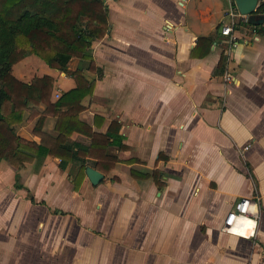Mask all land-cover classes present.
I'll use <instances>...</instances> for the list:
<instances>
[{
  "label": "crops",
  "instance_id": "1",
  "mask_svg": "<svg viewBox=\"0 0 264 264\" xmlns=\"http://www.w3.org/2000/svg\"><path fill=\"white\" fill-rule=\"evenodd\" d=\"M103 2L109 27L87 50L100 73L83 69L95 86L79 118L93 126L101 116L98 132L116 121L128 148L110 147L114 167L97 185L85 175L78 190V160L61 168L46 155L19 169L0 161V264H264V22L244 21L233 0ZM199 38L212 41L206 53ZM45 65L54 74L15 77L52 76L53 100L75 86ZM55 121L43 126L53 136ZM34 123L15 131L38 141ZM154 168L162 188L130 174ZM242 197L253 200L255 223L227 232Z\"/></svg>",
  "mask_w": 264,
  "mask_h": 264
},
{
  "label": "trees",
  "instance_id": "2",
  "mask_svg": "<svg viewBox=\"0 0 264 264\" xmlns=\"http://www.w3.org/2000/svg\"><path fill=\"white\" fill-rule=\"evenodd\" d=\"M257 12H264V2ZM108 27L103 0H0V161L19 169L27 163L40 165L46 155L58 158L61 168L78 160L72 179L75 190L85 177L87 163L104 176L111 171L118 157L109 148H128L122 142L120 124L111 121L105 132H98L93 126H101V116H94L93 126L79 118L84 110L81 101L93 94L95 86L84 77L83 69L100 73L87 50L92 41L105 36ZM211 43L208 38H199L196 47L206 46V53ZM28 54L38 56L50 68L68 73L75 86L53 100L52 76H35L29 82L17 79L12 66ZM72 58H77L79 64L68 70ZM39 105L43 110L38 109ZM51 116L56 119L55 136L43 130ZM33 120L32 134L38 141L25 139L15 131V125ZM75 133L88 138L89 144L69 142ZM160 159L167 160L162 154L157 161ZM132 162L135 160L127 161ZM130 174L138 179L152 177L159 188L164 186L161 171L156 168L150 173L131 169Z\"/></svg>",
  "mask_w": 264,
  "mask_h": 264
},
{
  "label": "built area",
  "instance_id": "3",
  "mask_svg": "<svg viewBox=\"0 0 264 264\" xmlns=\"http://www.w3.org/2000/svg\"><path fill=\"white\" fill-rule=\"evenodd\" d=\"M229 13L232 17L231 19H233L235 17L233 8H230ZM242 17L244 21H247L246 15H242ZM231 31H232L231 25L223 26L221 30L222 34L227 36L229 35L231 36ZM253 204H254L253 200L244 197L240 198L237 202H235L233 209L231 210V213L229 215V218L224 222L223 230L227 232L236 231V229L242 225L243 219L254 217L255 212L252 210Z\"/></svg>",
  "mask_w": 264,
  "mask_h": 264
},
{
  "label": "water",
  "instance_id": "4",
  "mask_svg": "<svg viewBox=\"0 0 264 264\" xmlns=\"http://www.w3.org/2000/svg\"><path fill=\"white\" fill-rule=\"evenodd\" d=\"M261 1L263 0H233L240 14L246 15L248 23L254 25L264 22V15L255 13ZM85 175L93 185L100 183L104 177L100 171L91 166L86 167Z\"/></svg>",
  "mask_w": 264,
  "mask_h": 264
},
{
  "label": "rangeland",
  "instance_id": "5",
  "mask_svg": "<svg viewBox=\"0 0 264 264\" xmlns=\"http://www.w3.org/2000/svg\"><path fill=\"white\" fill-rule=\"evenodd\" d=\"M13 68H14L13 72L15 76L20 77L22 79L24 78V76L29 77V76H33L34 74L42 73L43 69L48 70L49 73L54 74L53 70L49 69L45 65V63L42 61V59H40L39 57L35 55H31V56L24 58L20 62L16 63ZM61 86L63 89H67L68 87L67 83H64V82H61Z\"/></svg>",
  "mask_w": 264,
  "mask_h": 264
},
{
  "label": "bare ground",
  "instance_id": "6",
  "mask_svg": "<svg viewBox=\"0 0 264 264\" xmlns=\"http://www.w3.org/2000/svg\"><path fill=\"white\" fill-rule=\"evenodd\" d=\"M244 221H246V223H250V222H254L255 223V221H254V219H243ZM254 223H252V230H253V227H254ZM247 227H250V225H248ZM237 228V227H236ZM235 228V229H236ZM234 229V230H235ZM236 230H238V231H240V228H237ZM245 231H242V233H244Z\"/></svg>",
  "mask_w": 264,
  "mask_h": 264
}]
</instances>
